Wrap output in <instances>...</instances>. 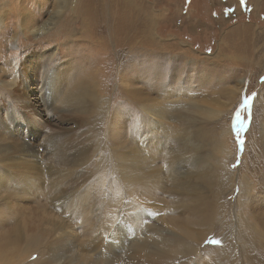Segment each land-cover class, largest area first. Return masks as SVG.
<instances>
[{
	"label": "rangeland",
	"instance_id": "1",
	"mask_svg": "<svg viewBox=\"0 0 264 264\" xmlns=\"http://www.w3.org/2000/svg\"><path fill=\"white\" fill-rule=\"evenodd\" d=\"M118 1L123 19L116 22V29L103 26V21L91 26L103 35H107V28L114 33V42L109 46L120 51L116 63L101 69L105 73L101 80L98 66L86 63L101 59L97 46L99 43L104 47L106 39L85 45V36L73 26V31L56 34L66 27L70 15L78 17L83 13L82 5L90 4V14L99 19L100 10L96 12L92 6L100 0H69L60 14L57 11L61 0H0L1 143L6 139L16 146L23 139L50 164L59 163L63 170L67 164L71 169L52 179L45 173L44 181L30 182L26 191V181L11 175V183L22 189L10 184L1 191L5 194L21 190L12 205L3 204L4 197H0V233L11 227L18 230L21 239L8 242V246L16 245L26 256L16 260L11 251H5L2 255L9 262L1 258L0 264H50L48 256H52L51 264H65L63 258L71 255L70 241L56 251L39 239V229L49 225L67 227L68 231L71 228L70 232H77L84 243H98L95 254L103 262L105 243L92 240L87 227L79 223L80 214L84 208L91 210L90 220L100 225L107 215L104 205L117 198L122 205L130 206L123 215L132 213L136 202L160 212L157 216L150 214V235L163 228L178 235V221H188L193 229L218 204H222L219 214L225 216L235 214L240 203H245L244 211L251 221L253 216H261L264 222V0H133V31L129 28V0ZM24 13L30 20L24 18L21 23L36 20L34 30L48 23L54 25L42 34L26 30L19 33L15 26ZM8 68L11 72L1 77ZM51 73L60 83L55 101L54 85L52 88L48 79ZM102 89L106 93H101ZM91 91L96 99L88 102L85 94ZM136 91L143 93L136 96ZM101 95L106 99L104 115ZM172 101L181 109L173 107ZM25 102L29 108L24 107ZM167 103L168 112H176L177 120L190 119L194 125L183 130L173 117H168L165 132L159 126L152 132L149 123L153 120L142 107L164 112ZM196 106L207 115L210 111L205 110H212L211 115L191 110ZM155 135L160 136V141ZM120 143L137 150L140 147L143 156L149 157L144 158L143 165L150 166L140 169L135 160H129L132 155L128 151L114 147ZM173 149L187 150V155L193 157L191 169L202 173L189 179L182 171L178 183L172 185L173 180L167 177V161L170 164L169 152ZM115 152L127 153V159H116L112 155ZM150 157L153 161L148 162ZM134 175L132 183H127ZM53 179L59 181L55 187L48 184ZM154 179L160 181L157 189ZM242 187L249 188L251 195L238 201ZM216 193L218 201L214 203L212 196ZM52 194L62 207L50 202ZM171 218L176 220L174 224ZM232 218L228 224L224 221L226 226L211 225L214 232L204 241L193 240L199 253L180 254L172 264H228L230 258V264L242 262L238 218ZM122 225L130 228L129 223ZM132 230L141 232L137 227ZM262 232L264 243V225ZM223 236L229 240L231 252L225 261L211 255L224 248ZM36 239L37 244L32 246Z\"/></svg>",
	"mask_w": 264,
	"mask_h": 264
},
{
	"label": "bare ground",
	"instance_id": "2",
	"mask_svg": "<svg viewBox=\"0 0 264 264\" xmlns=\"http://www.w3.org/2000/svg\"><path fill=\"white\" fill-rule=\"evenodd\" d=\"M68 1L69 0H61V2L59 3V6H58V11H57L58 14H60V12H62L66 8V6L68 5ZM128 2H129L127 4L128 10H129L128 13L130 14V22H131V23H129V28H130V30L133 31L134 24H132V22H133L132 17H134L133 13H135L133 11L134 10V1L129 0ZM98 4H96V5L94 4V6H92V9L96 10V12L100 10V18L99 19L95 20L94 18H96V17L94 16V18H93V13H92V15L90 14V12H89L90 4H87L84 6L82 5L83 13L82 14L80 13V15L78 14V17L70 15V17L66 21V27H64L60 30H57L56 34L58 36L64 30H67V31L72 30L73 31L74 30L73 27H74V28H78V30H77L78 34L83 35V37L85 36L84 40L81 39L84 44L87 43V45L88 44L93 45V43L94 44L98 43V39H101V38L106 39L107 43L104 47L99 46V43L97 46L99 52L102 55L101 59H97V60L91 59V60L87 61V63H86V64H88L89 67L94 68V66H98V71H99L100 75L101 74L102 75H101V78L97 75V73H96V75L99 77V79L103 80V76L105 73L103 72V70L101 72V69H104L106 64L116 63L117 58H119L120 51L118 50V48H116L114 46H113V48H111L109 46V43L114 42V40H113V37L115 38L114 33L111 32L112 33L111 34L110 30L107 28V30H106L107 35L105 32L103 35V34H101L102 32L97 31L96 28L91 29V26L95 25V23L99 24L100 22L103 21L102 22L103 26L107 25V27L115 28V27H117L116 22L118 20L121 21L123 19V15L121 14L120 2L118 0H100V2H98ZM1 7H2V2L0 3V8ZM125 13H127V12H125ZM22 15H20L19 20L17 19L18 25L15 26L16 30L19 31V33L23 30H26V31L31 32V33L33 32V34L34 33L42 34V33H45L48 26H51L53 24V23L44 24L40 28H39V26L38 27L36 26L37 28L34 30L36 20H31V21H29L30 23H27V22L21 23V21L24 18H27L28 20H30L26 13H24ZM0 22H2V18H0ZM131 36H134V32L131 34ZM64 40H66V39H64ZM131 49L133 51V48H131ZM9 72H11V71L8 68L3 73H1V77L8 75ZM32 72L35 73V70L32 69ZM48 79L52 83V88L54 85V88H53L54 98L53 99L55 101L59 97L58 92H59V84L60 83L57 80V78L54 77V75L52 73L49 75ZM120 79H118V80H120ZM89 83H92V82L89 81ZM125 90H127V89H125ZM102 92L106 93L105 90H103V89L101 90V93ZM135 93H136V96H140V94L143 92L142 91H136ZM131 94H133V93H131ZM93 95H95L93 91H91L90 94L88 92H86L85 98L87 99L88 102H92L93 100L96 99V98H94L95 96H93ZM101 97H103V99H102L103 101L101 104V112H102V114L103 113L105 114V112H106L105 107L106 106H104V100H106V99L102 95H101ZM172 102L174 103V104H171L173 107L181 109V105H179V104L177 105L175 103V101H172ZM24 107L29 108V105L27 104V102L24 103ZM166 107H167V110H165L164 112H159V111L156 112V111L147 109L145 107H142L146 111L145 113H147V115L150 118H152L151 120H153V121H150V123H149L150 124L149 127L151 126V129H152V130L151 129L150 130L153 132L154 128H156L155 126H159V128L162 129V131H163L164 127H165L164 126L165 121L168 119V117H173L175 123L176 124L178 123L179 126L183 130H188V128L191 126L190 124L192 123L190 121V119L180 118L177 120L178 116H177L176 112H168V109H169L168 103L166 104ZM85 109H87V106H85ZM193 109L199 110L201 113H203L202 109L200 107L196 106V107H193L191 110H193ZM205 111H210V115H211L212 110L209 109V110H205ZM203 115L210 116V115H207L206 112H204ZM216 115H218V114H216ZM216 115H214V116H216ZM8 131L10 134L11 133L10 130H8ZM164 132H165V130H164ZM155 136H156L157 140L160 141V136L159 135H155ZM4 140H5V142H3V143H1V140H0V197H4V200L2 202L5 205H12L15 197L18 196L17 195L18 192L21 191V190H19L17 192L14 190H12V191L9 190L8 193H5V194L3 192H1L4 189L9 188L10 184H12V185L15 184V183H11V179L13 178V177H11L12 174L17 175V176L19 175L21 177V179H23V181L24 180L26 181V185L23 188V191H26V188H28V184L30 182L35 183V184L36 183L39 184V181H44L42 175H45V173H48V174H46L49 177L48 179H52L53 177H55V175L56 176L59 175L61 173V171L66 173V172H68L67 169H70L69 165H67V164H66V166H65L66 168L64 170H63L64 166L60 165L59 163H51L50 164L49 161L44 156L39 154V152H38L39 150H37V148H35L31 143H28L27 141H25L23 139L16 146L10 145L12 141L10 142V140H6V139H4ZM162 143L159 144L160 147L163 146ZM114 147L117 149H124V150L128 151L132 155L129 160H135V162L137 164L141 165L140 169H142L143 166H145V167L150 166L149 163H148L149 165L148 164L143 165L144 161H145L144 158H149V157L143 156L144 151L140 147H138V150H137L135 147H129V146L123 147L121 145V143L118 145L116 144V146H114ZM171 149H172V147H171ZM138 151H140L142 155ZM221 152H222V154H224V152H225L223 146H222ZM169 154H171L170 155V161H169L170 164L167 161V164H168L167 168L168 167H170V168L168 170L169 172H168L167 177H170L173 180L172 185L174 183H178L177 181L180 180V178H181L180 176L183 173L182 171H184L186 173L185 176L189 179H190V177H192L194 175H200L202 173V171L200 169H193V170L191 169L192 165L194 164V162L191 163L193 157L191 155H187L188 154L187 150L179 151V149L178 150L173 149L171 152H169ZM112 155H114L115 158L119 159V160H126L127 159V153L115 152ZM152 156L153 155H151V157ZM151 157H150V160H148V162L153 161V158H151ZM45 164L47 166H43ZM44 168H46L47 170L44 171ZM188 168H190V169H188ZM70 171H71V169H70ZM8 173L10 174V176L8 175ZM148 174H151V172H149ZM163 174H162V179H164ZM135 176L136 175L131 176V178L129 180H127V183H129V184L132 183L131 180L134 179ZM118 178H119V180H121L120 175H118ZM152 182L155 185H157L156 189L159 188V184H160L159 179H154V180H152ZM57 183H59V181L57 179H53V180H50L48 182V184L52 187H55ZM179 183H183V182L180 181ZM184 183H187V180ZM169 184H171V182ZM14 186H15V188L17 187L18 189L19 188L22 189V186H20V185L15 184ZM112 187H113V184H112ZM13 189H14V187H13ZM145 190L148 191L149 187L145 188ZM248 191H250L249 188L244 189L242 187V191H240V193H238V195H237V200L239 201L240 199L248 198L251 195V194H249L250 192H248ZM50 192L54 193V191L49 190V193ZM53 195L54 194H52L51 197L50 196L49 197L51 199L50 202H52L54 204L55 200H56L55 198L57 196H55V195L53 196ZM133 196L138 197L135 195H133ZM217 196H218V193H216L212 196V201H214V203H216L218 201ZM143 198L148 199L147 197H143ZM57 203H58V201H57ZM240 204L241 205L237 208L238 212H236L235 214L230 213V214L225 215V216H223V213L219 214L218 209L221 208L222 204L221 205L218 204L217 209L213 208L214 210H211L210 212L207 213L206 216H203L204 218L202 217L196 223V226H194L193 229H192V227H189L190 223H188V221L187 222L178 221V223L177 222L175 223V225L177 226L175 229H176V232L178 233V235H175V233L171 234V233H173V231L171 232L170 230H166L165 228H163L161 230V232H156V231L154 232L153 231L150 235L147 232L148 231L147 229H152L153 221L149 219L150 214L153 216H157V215H159L160 212L155 211L151 208H147L146 206H144L140 202L135 203L132 213H128V214L126 213L125 215H123L125 212H127L130 209V206L128 204L122 205V203L119 201V198L115 199L114 202L113 201H107L106 204L104 205L107 208V210H105V212H107V215L105 217H103V222L100 223V225L99 224L96 225L97 223L93 224L95 221L90 220L91 210L84 208L83 210L86 213L82 212V214H80L79 223H82L83 225H85V228L87 227L86 229H87V231H89L91 233L92 240L98 239L100 244L105 243L104 244L105 247L103 246L105 248V252L103 251V253L106 256H105L104 260L102 259L103 262L99 261V254L98 253L95 254V251L99 247V244L95 243V242L84 243L85 240H81L79 238V236L77 235V232H75L74 230H72V232H70L71 228H69V231L66 229L67 225L65 226L66 228H64L62 225V227L64 229H60V228L56 227L55 225L43 226L42 230L39 229V239H44L45 242L48 244V246L54 247V249H56V251H61V249H64L63 248L64 242L70 241L71 244L69 246V249L71 250V255L63 258V261L65 264H172L173 263L172 261H175L180 254H183V255H188L191 253L193 254L194 251H197L196 253H199V247L196 250L193 242L195 241V239L199 242L204 241L205 237L209 233H213L215 227H214V229H211V225L216 226L217 224H219V225L224 224V221L228 224V220H230L232 217L234 218L236 216L238 218L237 227L239 228L237 235L240 237L239 240H241L242 244H243L242 253H243L244 257L242 258V260H243L242 262H239V263L235 262L234 264H264V252L262 250V249H264V243L261 242V234H263L262 230H263L264 222H263L262 218H260L261 216L260 217L259 216H253V221H251L252 217H249L248 213L244 211L246 204L245 203H240ZM54 206L62 207V204L61 203L60 204L55 203ZM89 207H91V205ZM10 210H12V209H10ZM78 213L79 212H77V214ZM144 213H146V214H144ZM48 215H49V211H48ZM218 215H221V216H218ZM77 217H79V215ZM219 218H221L222 220ZM155 219H157V217H155ZM170 220L173 224L176 221L172 218ZM123 223L124 224L129 223L130 228L126 227L125 225H122ZM63 224H64V222H63ZM197 226H198V228H200L199 230H198ZM70 227H71V225H70ZM136 227H137V229H140L141 232H138V231L136 232V231L132 230V229H135ZM196 229L198 230L197 233H196V231L194 232V230H196ZM93 230H94V232H92ZM234 233H235V231H234ZM202 234H204V235H202ZM0 237H2V238H0V259L2 258L4 260H6L4 258L6 255L5 256L2 255L5 251H11L10 254L13 255L12 256L13 259H16V260L22 256H26V253L19 251V249H17L16 245L13 244L11 246H8L9 245L8 242H11V243L17 242L21 239V236L19 235L18 230L14 231V229L11 227V230L9 228L6 232L0 233ZM39 239L34 240L32 242V246L36 245L37 241ZM221 241H222V244H225L224 248L221 247V248H223L221 251L217 250V251H214L213 253L211 252L212 254L211 253L210 254L213 255L215 258H218L219 260L225 261L229 256H231L230 242H228L229 240L227 239L226 236L225 237L223 236ZM50 250H51V248H50ZM13 251H16V252H13ZM18 251L20 254L18 253ZM50 252H52V251H50ZM50 254H53V253H50ZM48 257H49L48 262H50V264H51L50 260L52 259V256H48ZM21 259H19V260H21ZM6 261H8V260H6ZM21 262L22 261H20V263ZM128 262H130V263H128ZM230 262H231V258L228 261V264H230ZM40 263L43 264L42 262H40Z\"/></svg>",
	"mask_w": 264,
	"mask_h": 264
},
{
	"label": "snow or ice",
	"instance_id": "3",
	"mask_svg": "<svg viewBox=\"0 0 264 264\" xmlns=\"http://www.w3.org/2000/svg\"><path fill=\"white\" fill-rule=\"evenodd\" d=\"M244 103L247 104L248 103V100H245ZM212 242L213 243H216V244H219L220 243L219 241H212Z\"/></svg>",
	"mask_w": 264,
	"mask_h": 264
}]
</instances>
